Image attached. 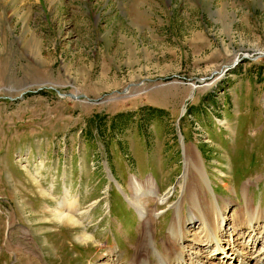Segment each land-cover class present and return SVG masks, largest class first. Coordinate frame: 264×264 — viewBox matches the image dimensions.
Listing matches in <instances>:
<instances>
[{
  "label": "rangeland",
  "instance_id": "1",
  "mask_svg": "<svg viewBox=\"0 0 264 264\" xmlns=\"http://www.w3.org/2000/svg\"><path fill=\"white\" fill-rule=\"evenodd\" d=\"M185 145L224 232L247 239L245 199L264 210V0H0V264H127L148 225L132 179L168 196L148 203L163 249ZM66 189L79 226L50 214Z\"/></svg>",
  "mask_w": 264,
  "mask_h": 264
},
{
  "label": "bare ground",
  "instance_id": "2",
  "mask_svg": "<svg viewBox=\"0 0 264 264\" xmlns=\"http://www.w3.org/2000/svg\"><path fill=\"white\" fill-rule=\"evenodd\" d=\"M185 162L186 171L182 185V197L175 205V216L170 225L169 239L163 249L156 245L155 236L149 231L152 213L148 203L152 197L159 202H164L168 196H160V189L154 178H148L146 181L132 179L131 194L130 196L127 193L125 194H127L126 196L148 225L146 230L144 229L143 236H140L139 241L135 243L133 256L127 264H190L186 251L183 250L185 246H188L187 243L191 245L204 243L206 247L204 252H206L207 258L210 259L208 260L209 263L207 261L204 262L201 256L191 257L190 253L189 260H192V264H218L216 259H214L218 255L222 259L218 260L219 263L232 264L231 258H235L238 264H260V262H264V226H260V223L264 222L262 206H256L252 200L245 199L242 213H245V225L247 224L250 232L247 235V239L242 236V241L237 242V239L233 237V231L224 232V229L229 228H224L226 217H224L225 214L220 200H205L201 195V191L207 189L210 183L207 180V175H205L200 154L198 152L190 153L186 145ZM187 203L190 206L188 210H186ZM79 204L80 201L78 199L70 198L69 189H66L64 199L59 202L58 208L56 207L58 210L55 209V212H50V214L53 220L55 219L58 223L73 227L79 226L80 219L78 220L76 217ZM228 236L231 237L227 238ZM189 237H191L193 242H189ZM92 239L85 232L81 235L82 241H90ZM218 244L221 246L219 247ZM221 251L227 252L229 256L231 255L230 259ZM255 253L260 256L257 261L251 262V258L254 257L253 254ZM108 255L111 258L119 257L117 251L113 249L108 252ZM154 255L159 256V261L153 259Z\"/></svg>",
  "mask_w": 264,
  "mask_h": 264
}]
</instances>
